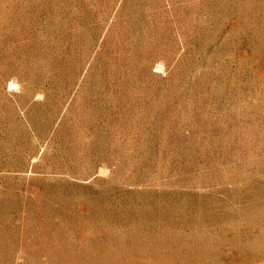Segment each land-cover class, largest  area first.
I'll use <instances>...</instances> for the list:
<instances>
[{
	"label": "rangeland",
	"instance_id": "obj_1",
	"mask_svg": "<svg viewBox=\"0 0 264 264\" xmlns=\"http://www.w3.org/2000/svg\"><path fill=\"white\" fill-rule=\"evenodd\" d=\"M0 264H264V0H0Z\"/></svg>",
	"mask_w": 264,
	"mask_h": 264
}]
</instances>
